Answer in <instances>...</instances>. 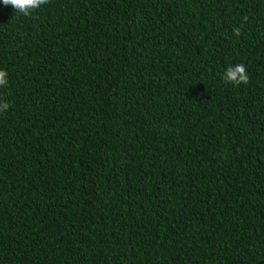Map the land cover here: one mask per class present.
<instances>
[{"label": "trees", "instance_id": "1", "mask_svg": "<svg viewBox=\"0 0 264 264\" xmlns=\"http://www.w3.org/2000/svg\"><path fill=\"white\" fill-rule=\"evenodd\" d=\"M0 69V264H264V0L0 4Z\"/></svg>", "mask_w": 264, "mask_h": 264}, {"label": "clouds", "instance_id": "2", "mask_svg": "<svg viewBox=\"0 0 264 264\" xmlns=\"http://www.w3.org/2000/svg\"><path fill=\"white\" fill-rule=\"evenodd\" d=\"M43 3V0H0V4L11 5L13 9L20 14H29L31 10L36 9ZM237 28H233V33H238ZM222 79L230 83L247 82L248 76L245 66L242 63L229 64L222 72ZM7 84V73L0 69V86ZM7 103L0 101V110L7 108Z\"/></svg>", "mask_w": 264, "mask_h": 264}]
</instances>
